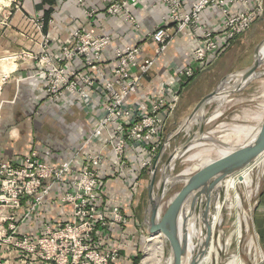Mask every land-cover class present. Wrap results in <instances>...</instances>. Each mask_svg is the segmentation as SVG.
<instances>
[{"label": "built area", "instance_id": "1", "mask_svg": "<svg viewBox=\"0 0 264 264\" xmlns=\"http://www.w3.org/2000/svg\"><path fill=\"white\" fill-rule=\"evenodd\" d=\"M97 1L105 5L106 15H122L139 27L125 7L136 0ZM160 1L167 10L161 24L146 33L142 42L115 47L103 64L110 35H93L75 27L70 31L69 41L52 54L48 49L49 39L42 31V16L35 18L41 33L39 50H21L0 58L6 61V68L0 64V94L12 72L7 64L34 59L38 63L37 74L45 76V98L57 103L66 94L72 95L86 106L89 118L87 133L81 136L76 151L66 161L47 163L35 151L16 161L0 157V264H6L9 259L24 264H114L120 255L118 249L105 245L95 236L109 222L100 199L105 159L110 157L117 173H126L127 148L136 144L141 155L140 168H151L167 119L176 108L180 94L172 89L155 97L147 94L149 102L141 111L132 107L128 97L136 93L137 85L165 53L174 35L185 30L195 33L198 44L189 59L201 70L214 62L228 42L247 30L264 10L263 0H193L188 10L183 9L182 0ZM20 2L0 3L1 24L10 25ZM208 9L219 14L215 28L201 23V14ZM95 12L84 9L91 18ZM150 42L151 53L142 55L144 44ZM193 76L190 66L176 68L165 88H171L177 81L181 85V77L189 80ZM48 199L52 205H65L70 218L54 227L44 222L42 229L32 235L26 230L27 221ZM108 213L112 222L123 219L117 204ZM143 257L141 263L145 264Z\"/></svg>", "mask_w": 264, "mask_h": 264}, {"label": "crops", "instance_id": "2", "mask_svg": "<svg viewBox=\"0 0 264 264\" xmlns=\"http://www.w3.org/2000/svg\"><path fill=\"white\" fill-rule=\"evenodd\" d=\"M192 1L182 0L183 9L188 10ZM104 6L97 0H85L83 4L76 0H21L20 9L14 13L10 25L0 23V56L21 50L37 52L41 33L36 27L35 18L42 16L45 18L42 31L49 39L48 49L52 54L57 53L59 48L69 41L70 31L75 27L93 35H110L111 42L103 52V64L110 58L115 47L142 42L145 34L161 24L162 18L167 14L166 7L160 0H136L125 6L139 25L135 27L122 15H106ZM84 9H94L96 12L91 18L85 15ZM218 18L216 10L208 9L202 12L201 23L215 28ZM252 24L228 42L220 57L201 70L197 63L189 59L190 52L198 44L194 32L185 30L174 35L165 53L157 59L149 74L137 85L136 93L128 97L132 107L141 111L149 102L145 97L147 94L155 97L165 94L169 89L173 92L179 91L178 104L182 102L183 88L189 86L203 70L207 72L214 65L226 66L232 57L239 55H236L237 50L250 47L252 40L248 37L253 29ZM144 45L142 55L150 54L152 43ZM105 65L106 63L103 66ZM187 66L193 69L194 76L189 80L181 77V85L177 81L172 83L171 88H165L175 69ZM11 70L0 94V157L16 161L35 151L41 160L51 164L70 159L81 136L86 134L89 128L86 106L69 94L57 103L46 99L45 76L37 74L38 63L34 59H20L14 63ZM250 85L251 83L247 87ZM261 87L264 91V85ZM126 156L129 165L127 172L121 175L115 170L110 157L105 159L100 199L107 211L109 222L105 227L99 228L95 236L105 245L118 249L120 255L114 264H142L140 256L148 235L145 223L146 200L148 201L145 169L140 168L141 155L136 144L128 146ZM116 204L122 209L121 222H112L108 213ZM69 216L65 205H52L48 199L31 215L26 230L35 235L42 229L44 222L54 227L68 220ZM6 264L24 263L9 259Z\"/></svg>", "mask_w": 264, "mask_h": 264}, {"label": "rangeland", "instance_id": "3", "mask_svg": "<svg viewBox=\"0 0 264 264\" xmlns=\"http://www.w3.org/2000/svg\"><path fill=\"white\" fill-rule=\"evenodd\" d=\"M0 3L1 5H3L4 3H6V0H0ZM1 5L0 15L2 10L1 8L3 7ZM260 17L261 18L258 21L252 24L253 29L251 30L248 37L249 40H252V44L249 48H241L239 51L237 50L236 55L238 53L239 55L232 57L226 66L214 65L207 72L203 70V73L201 72V74H199L198 77H196L189 84V86L183 88L181 92L183 100L182 102L180 101V103L177 104L176 108L167 119L162 141L157 151L156 157L167 135H169L176 128V126L183 120V118H185L189 114L195 103L205 93L209 92L217 84L222 76L230 72L240 70L241 68H244L251 64V62L253 61L254 49L256 45L264 39V10ZM2 56L3 55H1L0 58H2ZM0 64L4 68H6V61L0 60ZM9 65L11 69V62L7 64L8 69ZM262 68L264 69V65H262L261 69ZM250 83L251 85L247 87ZM250 83L241 90L230 94L229 96L224 98V100H215L205 106V123L202 137L197 139L193 146H191L189 149H187L174 159V161L166 170L165 177L163 176L164 164L166 163L169 154L174 152V150L178 148L188 137L195 136V132L197 131L198 127V121L196 120L187 125L176 136H174L170 140L169 144L164 148L154 179L155 189L159 187L160 182L163 178L166 180L164 183L165 194L161 201L162 205L160 218L164 216V211L169 201L173 198L174 194L180 190L185 177L191 175L198 168L202 167L203 165L201 164L206 160H214L220 157L222 155V153H220L221 149L231 150L233 148H236L246 143L253 135H255L252 133L246 134L242 131L243 129L251 127L254 130L256 128H260V125L262 124L264 119V91L261 87L264 85V76ZM156 157L153 159L151 167L154 164ZM256 159L253 162H255ZM263 163H259L260 166H254L255 168L253 169V173L251 175L252 183L249 188L252 191L251 194L249 193V197L244 195L245 187L243 185H239L237 187V191L239 190L238 192L242 195L241 197L243 200V210L240 212H246V220L241 221L242 223L240 228V235H238L236 232V219L238 212L237 208L234 207L233 192H230L226 197L224 192V180L236 174L238 171L225 177L222 180L220 186L218 188L216 187L213 191L214 195H216V193L218 194V197H216V201H214V206L217 201L223 203L222 221L220 225L217 226V230L215 229L214 231L215 238L220 234V243L221 247H223L220 250L219 264L228 261L233 253H240L241 257L245 259L243 260L246 262V264H264ZM261 167H263L262 170L260 169ZM144 176L145 180L148 181L149 174H144ZM147 202L148 201L146 200V204ZM203 205L204 200L198 202L196 209L197 216L199 208ZM211 218L212 213L210 214V219ZM204 234L205 227L203 225L202 235ZM147 237H149V234L147 235ZM250 240L252 242H250ZM205 247L206 246H202V248ZM205 252L201 260L197 261L196 264H201L203 258L206 255ZM168 253L169 245L165 241V239H163V257L161 258L159 263L155 264H165V258ZM142 257L143 255L141 254L140 259Z\"/></svg>", "mask_w": 264, "mask_h": 264}, {"label": "water", "instance_id": "4", "mask_svg": "<svg viewBox=\"0 0 264 264\" xmlns=\"http://www.w3.org/2000/svg\"><path fill=\"white\" fill-rule=\"evenodd\" d=\"M262 65H264V39L256 45L251 64L222 76L217 84L195 103L189 114L167 135L161 145L155 162L150 168L147 181L148 202L145 223L149 235L161 232L169 245V253L165 258V264H196L197 261L201 260L205 248L199 250L197 258H192L186 263L189 224L197 217L200 224L204 225L203 242L206 245L210 237V214L218 195H214L213 191L220 186L225 177L247 166L264 152V119L260 129L246 143L231 149L228 153L206 163L194 173L185 177L180 190L174 194L165 208L164 216L160 218L161 201L165 194V179L161 180L157 189H155L154 179L163 150L170 140L187 125L196 120L198 121L195 136L188 137L174 152L169 154L164 164L163 176L165 177L166 170L174 159L202 137L205 123V106L212 101L226 98L230 94L241 90L250 82L264 76V69H261ZM202 200H204V205L199 208L197 216V205Z\"/></svg>", "mask_w": 264, "mask_h": 264}, {"label": "bare ground", "instance_id": "5", "mask_svg": "<svg viewBox=\"0 0 264 264\" xmlns=\"http://www.w3.org/2000/svg\"><path fill=\"white\" fill-rule=\"evenodd\" d=\"M262 52H263V50H262ZM13 65H14V62H11V66H13ZM9 69H10V65H9ZM259 129L260 128H258V129L256 128L253 130V128L250 127V128H245L242 131L245 132L246 134H250V133L255 134ZM229 151H230L229 149H221L220 153H222V155H224V154L228 153ZM263 159H264V152L257 157L255 162L248 164L247 166L240 169L236 174H234V175H232L229 178L224 180L225 197L228 196L230 192H233L234 207L237 208V212H238L237 213V219H236V227H237L236 232L238 235H240V233H241V230H240L241 223H242L241 221L246 220V212H242V213L240 212L243 210V208H242V201L243 200L241 197L242 195L238 192L239 190L237 191V187L239 185H243L245 187L244 195L249 197V195L251 194V191H252L249 188H250L251 183H252L251 175L253 173V169L255 168L254 166L259 165V163L262 164ZM211 161H213V160H211V159L206 160L203 163L201 162L202 163L201 165H205L206 163H209ZM260 169L262 170L263 167H261ZM254 176H255V174H254ZM215 201H216V199H215ZM222 208H223V203L220 201H217L215 203L214 210L212 212V218L210 219V237H209V241L207 242L206 245L203 242V240H204V236L202 235L203 224H200L199 219L197 217H195L197 219L192 220L191 223L189 224L188 252H187L188 255H187L186 263L188 261H190V259H192V258H197L198 252L202 248L203 245L206 246L205 247L206 248V252H205L206 255L203 258L201 264H219L220 263V250L223 247H221V243H220V237H219L220 234L218 237L215 238L214 237V231L217 228V226L220 225V223L222 221ZM163 239H164V236L162 235L161 232H156L154 234L149 235L148 241L145 245V255L143 258V261L145 263H148V264L159 263V261L163 257ZM250 242H252V241L250 240ZM238 251H239V249H238ZM243 259L244 258L241 257L240 253H233L231 258L228 261L223 262L221 264H246V262L244 261L245 259L244 260Z\"/></svg>", "mask_w": 264, "mask_h": 264}, {"label": "trees", "instance_id": "6", "mask_svg": "<svg viewBox=\"0 0 264 264\" xmlns=\"http://www.w3.org/2000/svg\"><path fill=\"white\" fill-rule=\"evenodd\" d=\"M43 19H45V18H43ZM149 172H150V168H148V169H146L145 171H144V174L146 175V174H149ZM145 180V179H144ZM145 184H147V181L145 180Z\"/></svg>", "mask_w": 264, "mask_h": 264}, {"label": "flooded vegetation", "instance_id": "7", "mask_svg": "<svg viewBox=\"0 0 264 264\" xmlns=\"http://www.w3.org/2000/svg\"><path fill=\"white\" fill-rule=\"evenodd\" d=\"M147 186V185H146Z\"/></svg>", "mask_w": 264, "mask_h": 264}]
</instances>
